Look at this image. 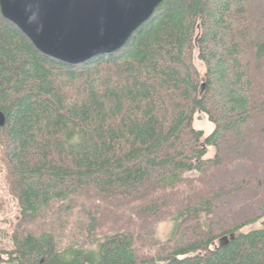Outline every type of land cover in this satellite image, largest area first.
<instances>
[{
	"label": "trees",
	"instance_id": "16d2710c",
	"mask_svg": "<svg viewBox=\"0 0 264 264\" xmlns=\"http://www.w3.org/2000/svg\"><path fill=\"white\" fill-rule=\"evenodd\" d=\"M0 111L5 264H264V0H163L79 65L0 14Z\"/></svg>",
	"mask_w": 264,
	"mask_h": 264
},
{
	"label": "water",
	"instance_id": "95a60500",
	"mask_svg": "<svg viewBox=\"0 0 264 264\" xmlns=\"http://www.w3.org/2000/svg\"><path fill=\"white\" fill-rule=\"evenodd\" d=\"M162 1L0 0V14L41 54L79 65L119 51Z\"/></svg>",
	"mask_w": 264,
	"mask_h": 264
},
{
	"label": "rangeland",
	"instance_id": "374dc122",
	"mask_svg": "<svg viewBox=\"0 0 264 264\" xmlns=\"http://www.w3.org/2000/svg\"><path fill=\"white\" fill-rule=\"evenodd\" d=\"M194 65L200 74L204 73V66L198 60L197 53L195 52ZM194 127L197 130H201L205 135L211 133L213 126L209 123L206 116L202 113L195 115ZM213 151L208 148L207 157L212 156ZM197 174L191 173L188 176L194 177ZM20 208L17 200L10 193L8 181H7V169L3 161V151L0 146V258H5L2 252L10 250L13 246L12 236L15 232L17 224L21 220ZM257 224L255 227H259ZM172 229V224L169 222H160L155 225V237L160 242H164L169 237ZM0 261V264H5Z\"/></svg>",
	"mask_w": 264,
	"mask_h": 264
}]
</instances>
